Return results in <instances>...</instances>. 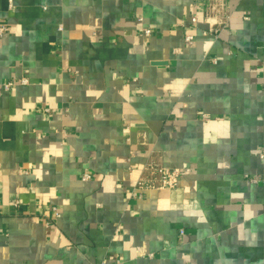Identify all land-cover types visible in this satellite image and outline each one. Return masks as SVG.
<instances>
[{
  "label": "crops",
  "instance_id": "1",
  "mask_svg": "<svg viewBox=\"0 0 264 264\" xmlns=\"http://www.w3.org/2000/svg\"><path fill=\"white\" fill-rule=\"evenodd\" d=\"M224 2L0 0V264H264V0Z\"/></svg>",
  "mask_w": 264,
  "mask_h": 264
},
{
  "label": "built area",
  "instance_id": "2",
  "mask_svg": "<svg viewBox=\"0 0 264 264\" xmlns=\"http://www.w3.org/2000/svg\"><path fill=\"white\" fill-rule=\"evenodd\" d=\"M196 1V0H194ZM226 4L224 0H210V8L208 19H210L214 24L222 25L223 20L218 21V17H223L225 14ZM226 16V15H225ZM228 17V16H226ZM195 21L196 19L193 18ZM218 21V22H217ZM214 25L213 23H211ZM8 31V27L0 24V39ZM151 29H144L146 35L151 34ZM206 33V32H205ZM218 35V33H217ZM192 36H187L186 41H191ZM22 83H28V79L23 78ZM12 83H8L6 88H9ZM264 156V155H262ZM181 169L178 167H170L165 165L160 159L155 156H151L144 164L142 174L136 181L135 187L133 189L134 197H142L146 192L154 190H172L178 187L180 178H181ZM89 175H84L83 179H89ZM253 182H256V179H252ZM59 216V213H56Z\"/></svg>",
  "mask_w": 264,
  "mask_h": 264
}]
</instances>
